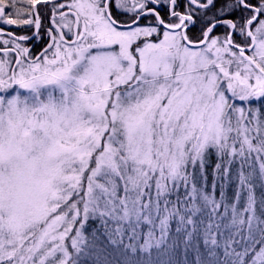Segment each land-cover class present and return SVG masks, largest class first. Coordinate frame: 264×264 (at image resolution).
I'll use <instances>...</instances> for the list:
<instances>
[{
  "label": "snow or ice",
  "instance_id": "obj_1",
  "mask_svg": "<svg viewBox=\"0 0 264 264\" xmlns=\"http://www.w3.org/2000/svg\"><path fill=\"white\" fill-rule=\"evenodd\" d=\"M0 264H264V0H0Z\"/></svg>",
  "mask_w": 264,
  "mask_h": 264
},
{
  "label": "flooded vegetation",
  "instance_id": "obj_2",
  "mask_svg": "<svg viewBox=\"0 0 264 264\" xmlns=\"http://www.w3.org/2000/svg\"><path fill=\"white\" fill-rule=\"evenodd\" d=\"M63 1H64V0H63ZM61 2H62V1H61ZM121 18L124 19V18H126V17H121ZM8 27H9V26H8ZM46 42H47V39H46V37H44L43 40H41V41H39V42H37V41H33V42L29 43L27 46L30 47V48H32L33 51H39L43 46H45Z\"/></svg>",
  "mask_w": 264,
  "mask_h": 264
},
{
  "label": "trees",
  "instance_id": "obj_3",
  "mask_svg": "<svg viewBox=\"0 0 264 264\" xmlns=\"http://www.w3.org/2000/svg\"><path fill=\"white\" fill-rule=\"evenodd\" d=\"M47 7H50V6H41V8H42V14H43L44 11H46V9L44 10V8H47ZM45 23L47 24L48 21H45ZM9 27H12V26H9ZM12 30H13V31H16V33H17L18 35H20V34H30L29 32H26V31L17 30V29H15L14 27H12ZM45 37H46V39L48 40V37H47V36H45Z\"/></svg>",
  "mask_w": 264,
  "mask_h": 264
},
{
  "label": "rangeland",
  "instance_id": "obj_4",
  "mask_svg": "<svg viewBox=\"0 0 264 264\" xmlns=\"http://www.w3.org/2000/svg\"><path fill=\"white\" fill-rule=\"evenodd\" d=\"M62 2H68V3H70L71 0H64V1H62ZM45 9H47V8H44V10H45Z\"/></svg>",
  "mask_w": 264,
  "mask_h": 264
},
{
  "label": "water",
  "instance_id": "obj_5",
  "mask_svg": "<svg viewBox=\"0 0 264 264\" xmlns=\"http://www.w3.org/2000/svg\"><path fill=\"white\" fill-rule=\"evenodd\" d=\"M62 1V0H61Z\"/></svg>",
  "mask_w": 264,
  "mask_h": 264
}]
</instances>
